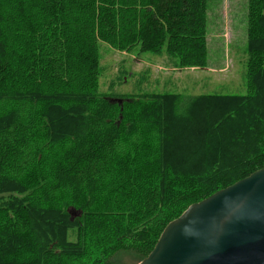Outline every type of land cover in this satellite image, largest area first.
Returning <instances> with one entry per match:
<instances>
[{
    "label": "trees",
    "instance_id": "obj_1",
    "mask_svg": "<svg viewBox=\"0 0 264 264\" xmlns=\"http://www.w3.org/2000/svg\"><path fill=\"white\" fill-rule=\"evenodd\" d=\"M207 10L0 0V264L140 263L190 205L264 168V0H247L246 94L99 92V43L206 68Z\"/></svg>",
    "mask_w": 264,
    "mask_h": 264
},
{
    "label": "rangeland",
    "instance_id": "obj_2",
    "mask_svg": "<svg viewBox=\"0 0 264 264\" xmlns=\"http://www.w3.org/2000/svg\"><path fill=\"white\" fill-rule=\"evenodd\" d=\"M208 65L177 69L165 50L141 52L139 46L119 53L99 43V92L112 96L172 93L246 94L247 0H208ZM120 264H138L128 255Z\"/></svg>",
    "mask_w": 264,
    "mask_h": 264
},
{
    "label": "water",
    "instance_id": "obj_3",
    "mask_svg": "<svg viewBox=\"0 0 264 264\" xmlns=\"http://www.w3.org/2000/svg\"><path fill=\"white\" fill-rule=\"evenodd\" d=\"M138 264H264V168L190 205Z\"/></svg>",
    "mask_w": 264,
    "mask_h": 264
},
{
    "label": "bare ground",
    "instance_id": "obj_4",
    "mask_svg": "<svg viewBox=\"0 0 264 264\" xmlns=\"http://www.w3.org/2000/svg\"><path fill=\"white\" fill-rule=\"evenodd\" d=\"M107 21V20H106ZM108 23V22H107ZM98 33V32H97ZM99 37V36H98ZM91 43V42H90Z\"/></svg>",
    "mask_w": 264,
    "mask_h": 264
}]
</instances>
